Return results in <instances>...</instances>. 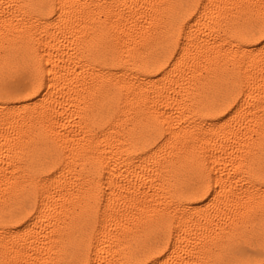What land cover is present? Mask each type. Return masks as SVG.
<instances>
[{"label":"snow or ice","instance_id":"6c2138e0","mask_svg":"<svg viewBox=\"0 0 264 264\" xmlns=\"http://www.w3.org/2000/svg\"><path fill=\"white\" fill-rule=\"evenodd\" d=\"M115 3L24 0L25 26L0 25V264H96L94 229L66 221L94 220L133 156L103 264H264V0L223 6L239 12L231 49L185 48L220 4ZM126 66L140 83L114 78Z\"/></svg>","mask_w":264,"mask_h":264},{"label":"bare ground","instance_id":"6f19581e","mask_svg":"<svg viewBox=\"0 0 264 264\" xmlns=\"http://www.w3.org/2000/svg\"><path fill=\"white\" fill-rule=\"evenodd\" d=\"M24 0H0V25L7 23L9 21L20 25L21 27L25 26V22L27 21V17L22 8L18 7L19 4L23 3ZM122 0H116L114 6H119ZM128 3H133L134 0H127ZM161 3L167 4L168 0H160ZM175 3H179V0H174ZM240 0H208L209 7L213 4H220L222 7L224 5H231L233 3H239ZM239 12L237 9L232 7H223V11L220 16L215 18V22L211 23L208 28H201L199 32H193L192 29H189L187 34V38L185 40V48L191 49L192 46L200 42H206L205 46L208 44L219 45L224 49H231V38L229 36V29L236 26V22L238 20ZM240 23H243V19L239 20ZM167 28V17L164 16L160 19L158 26L155 28L154 35L156 39L163 40L166 34ZM234 50V49H233ZM183 54V49L181 50ZM102 72H110L111 69L100 68ZM141 74L135 72L132 68L126 66L122 71V75L118 78L122 81L128 82H136L140 83ZM127 117L124 114L118 115L115 119L111 128L113 130L122 131V121L126 120ZM193 124L196 122L193 121ZM108 134H115L114 131H110ZM167 149V141L157 149V153H161ZM118 164L116 168L117 175L112 176L108 180L107 186L105 188V192L108 193V196L105 198L104 206L99 208L96 213L95 219L89 218L87 213H81L80 216H76L75 219L72 218V215L69 214V217L66 221V229L69 231L72 230H84L85 232H90L94 229V235L92 237V243L96 249L94 253V261L96 264H103L102 258L104 253L100 251L105 242L104 233L107 230L105 228L106 224H109V217L114 215L112 208L109 206L108 201L111 199V192L114 190V184L117 182H123L119 179L120 175H125L132 170H134L137 165L143 164L144 161L141 160L137 156L123 158L118 162H114ZM75 171V166L71 163L65 161V167L62 170V177L68 178L69 181L74 180L78 175ZM78 182V181H77ZM46 185L51 186L52 190L55 189L56 181H47ZM244 188H247V185H243ZM80 211V209H77Z\"/></svg>","mask_w":264,"mask_h":264},{"label":"clouds","instance_id":"9594fccd","mask_svg":"<svg viewBox=\"0 0 264 264\" xmlns=\"http://www.w3.org/2000/svg\"><path fill=\"white\" fill-rule=\"evenodd\" d=\"M241 187H243V185H241Z\"/></svg>","mask_w":264,"mask_h":264}]
</instances>
